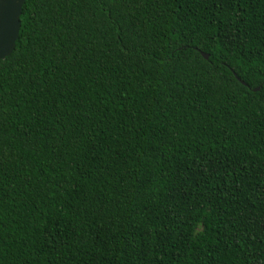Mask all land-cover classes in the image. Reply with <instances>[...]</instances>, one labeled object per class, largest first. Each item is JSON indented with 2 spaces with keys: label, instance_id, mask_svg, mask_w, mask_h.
Listing matches in <instances>:
<instances>
[{
  "label": "trees",
  "instance_id": "trees-1",
  "mask_svg": "<svg viewBox=\"0 0 264 264\" xmlns=\"http://www.w3.org/2000/svg\"><path fill=\"white\" fill-rule=\"evenodd\" d=\"M21 21L0 264H264V0H26Z\"/></svg>",
  "mask_w": 264,
  "mask_h": 264
},
{
  "label": "water",
  "instance_id": "water-1",
  "mask_svg": "<svg viewBox=\"0 0 264 264\" xmlns=\"http://www.w3.org/2000/svg\"><path fill=\"white\" fill-rule=\"evenodd\" d=\"M26 0H0V62L12 54L20 30L21 15ZM208 58L209 55L203 53ZM260 87L255 90H259Z\"/></svg>",
  "mask_w": 264,
  "mask_h": 264
}]
</instances>
